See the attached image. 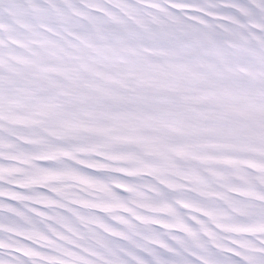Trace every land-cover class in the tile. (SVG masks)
Segmentation results:
<instances>
[{
    "label": "snow or ice",
    "instance_id": "6c2138e0",
    "mask_svg": "<svg viewBox=\"0 0 264 264\" xmlns=\"http://www.w3.org/2000/svg\"><path fill=\"white\" fill-rule=\"evenodd\" d=\"M0 264H264V0H0Z\"/></svg>",
    "mask_w": 264,
    "mask_h": 264
}]
</instances>
